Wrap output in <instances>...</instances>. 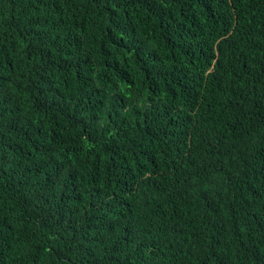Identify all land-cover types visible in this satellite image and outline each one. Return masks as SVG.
Returning a JSON list of instances; mask_svg holds the SVG:
<instances>
[{
  "label": "trees",
  "instance_id": "1",
  "mask_svg": "<svg viewBox=\"0 0 264 264\" xmlns=\"http://www.w3.org/2000/svg\"><path fill=\"white\" fill-rule=\"evenodd\" d=\"M0 264H264V0H0Z\"/></svg>",
  "mask_w": 264,
  "mask_h": 264
}]
</instances>
